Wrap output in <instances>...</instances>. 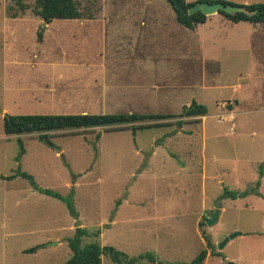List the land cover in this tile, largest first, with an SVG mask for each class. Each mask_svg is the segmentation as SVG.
Returning <instances> with one entry per match:
<instances>
[{
	"label": "rangeland",
	"instance_id": "rangeland-1",
	"mask_svg": "<svg viewBox=\"0 0 264 264\" xmlns=\"http://www.w3.org/2000/svg\"><path fill=\"white\" fill-rule=\"evenodd\" d=\"M76 1L81 18L46 24L33 12L35 0H0V108L8 115L180 116L134 135L120 127L53 131L49 146L36 133L5 135L0 113V264H65L67 238L77 226L100 231L82 245L96 241L129 256L152 252L161 264L189 262L206 246L205 236L220 255L208 249L203 264H264V88L247 89L264 86V24L211 20L240 38L222 48L214 75L218 65L192 48L181 58L158 56L161 45L169 54L191 32L165 9L172 8L166 0H152V8H145L149 0ZM154 15L155 24L161 17L177 28L170 30L175 41L151 39ZM193 100L207 107V116L183 114ZM18 168L40 188L71 198L78 216L27 179L7 178ZM224 188L242 195L220 198ZM217 207V221L199 227ZM232 232L240 235L219 250ZM101 260L115 264L105 254Z\"/></svg>",
	"mask_w": 264,
	"mask_h": 264
},
{
	"label": "trees",
	"instance_id": "trees-1",
	"mask_svg": "<svg viewBox=\"0 0 264 264\" xmlns=\"http://www.w3.org/2000/svg\"><path fill=\"white\" fill-rule=\"evenodd\" d=\"M172 7L176 21L182 26L188 29H194L198 24L204 23L207 16L201 12H195L193 14L188 13V8L197 1L207 2H222L225 4L238 5L244 8V11L235 12L232 14L220 11L219 14L226 19L238 23L248 22L252 24L264 23V2L253 4H236L228 0H166ZM33 12L41 17L44 23L48 24L55 20H70L81 18V13L78 8L76 0H35V7ZM42 33H38V39L40 40ZM207 113L206 106L198 104L195 101L191 102L190 109L186 113L187 116H204ZM180 115L175 114H161V113H135V112H120V113H58V114H42V113H30V114H17L4 116L3 130L5 135H20L36 133L38 140L44 141L49 146H52L49 138L50 132L60 130H79V129H92L97 127H120L118 129H130L134 135L137 129H148L150 127H160L164 125H170L166 121ZM147 124L134 125L135 123L149 122ZM175 125L181 126V121H175ZM17 142L20 146V153L17 160H20L24 154V148L22 141L17 138ZM261 164V174L262 167ZM21 176L28 180L30 185L41 193L51 195L53 197L63 199L66 203L70 214L74 217L78 216L76 209L74 208L71 198H63L60 194L50 189H42L35 182L32 175L25 171L17 169L15 174L7 177L14 178ZM242 195L236 191L223 189V193L220 198H236ZM99 230L89 232L84 227L77 226L74 234L67 238L68 246L71 250L70 258L65 264H102L101 255L105 254L115 264H136L139 260L147 259L152 263L162 262L157 260L152 252H146L137 256H129L125 252H122L112 246H101L98 242H91L82 245V240L85 237H98ZM206 246L202 248L196 256L189 262H174L169 264H203L204 259L207 256L208 249L212 255H220L216 253L215 245L211 242L208 236H205ZM39 246H35L25 250L24 252H34Z\"/></svg>",
	"mask_w": 264,
	"mask_h": 264
},
{
	"label": "crops",
	"instance_id": "crops-1",
	"mask_svg": "<svg viewBox=\"0 0 264 264\" xmlns=\"http://www.w3.org/2000/svg\"><path fill=\"white\" fill-rule=\"evenodd\" d=\"M151 1L152 0L148 1L149 5L146 6L145 8H152L154 6V3H150ZM228 1H230V0H228ZM231 2H234V1H231ZM137 4L139 5L138 1H137ZM166 8L168 10L172 9V8H168L167 6L165 7V9ZM218 14L219 13L207 16L204 23L198 24L192 30L189 29V30H191V32L188 34V37L186 35V33H187L186 31L183 32L182 30H180V34H182V36H184V37H187L186 38L187 42H185V43L183 40L182 41L176 40L175 38H173L171 36V34H172V33H170L171 29L178 32L177 28L174 29V27H175L174 25H168L166 22L163 21V19L161 17H160V23L155 24L159 20V17L156 15L149 18V21L151 22L150 27L152 28V30H154V32L149 30V33L153 36V38H151L152 40H157L160 43H165V42L169 43L170 41L172 42V41L176 40L174 42V44H171L172 51L169 54H171L172 57H170V55L167 53V52H169L167 45H161L160 46V49H162L164 47L163 48L164 50L163 51L161 50V53L158 56H161V59L162 58H174V56H175V58H181V55L184 54V52L189 53L190 48H192L193 53L195 51L198 54L197 56L194 55L197 58H202V60H204V62L205 61H211V62H214L218 65L217 69H215V72L212 73L214 75L217 74L220 71V63H221L220 58H222V51H221L222 48H225V47H228L230 49L234 48V45L236 46L237 43L239 42L238 39H240L238 37L233 36L231 30H229V31L228 30H221L220 24L211 23L212 22L211 20L214 21L216 19H219L220 22L226 21V23L228 21H230V20L226 19L225 17H223L222 15L219 16ZM226 23H224L223 25H226ZM140 24H141V26H146L145 22H143V21H141ZM257 24H261V23H257ZM262 24H264V23H262ZM156 25H159V26H156ZM228 25H231V24L228 23ZM207 27L210 29L209 31L206 30ZM230 27L231 26H229V28ZM186 29H188V28H186ZM155 30L157 31V33H155ZM173 35H176V33ZM147 36L148 35H145L142 38L147 39L148 38ZM236 38H238V39H236ZM205 47H207L209 49L208 53L206 52ZM165 49L167 51H165ZM260 78L264 81V76L262 74H261ZM213 84H214V82H213ZM249 88H250V90L254 89V92H255L258 89H263L264 86H259L258 84H256V85L254 84L253 86H248L247 89L249 90ZM261 95H262V93H261ZM234 99L236 100V103L238 105L239 100L237 98H234ZM193 101H195L198 104H201L196 100H193ZM206 109H207V107H206ZM26 114H30V113H26ZM42 114H58V113H42ZM164 114H170V113H164ZM207 114L208 113H206V115H204V116H207ZM184 115H186V114H184ZM203 118H205V117H203ZM170 120L171 119L166 120V121H162V122H169ZM175 121H181L182 122L181 126L176 125L179 128H181L185 123L181 119H178ZM202 124H203V127H205V123L202 122ZM164 126H167V125H164ZM160 127H162V126H160ZM157 128H159V127H157ZM154 153H155V151L152 153V155H154ZM151 156L149 157V159L151 158Z\"/></svg>",
	"mask_w": 264,
	"mask_h": 264
},
{
	"label": "water",
	"instance_id": "water-1",
	"mask_svg": "<svg viewBox=\"0 0 264 264\" xmlns=\"http://www.w3.org/2000/svg\"><path fill=\"white\" fill-rule=\"evenodd\" d=\"M198 11L201 12L202 14H204L205 16H209V15L217 14L220 11L232 14L235 12L244 11V8L241 6L232 5L229 3L225 4L222 2H207V1H197L192 6H190L188 8L189 14H193V13L198 12ZM43 27H44V23H43ZM189 109H190V106L185 107L183 114H186L189 111ZM0 113L3 116H5L7 114L1 108H0ZM219 214H220V208L217 207L214 209L210 218L205 219L204 221H201L198 224V226L202 227L205 225H207V226L213 225L217 221V219L219 218ZM237 235H240V232H232V233L228 234L218 243L217 248L219 250L222 249L229 242V240L233 239ZM226 264H235V263L232 261H227Z\"/></svg>",
	"mask_w": 264,
	"mask_h": 264
}]
</instances>
